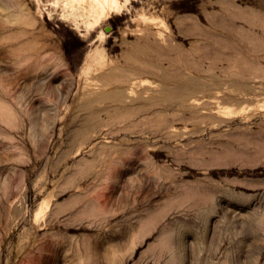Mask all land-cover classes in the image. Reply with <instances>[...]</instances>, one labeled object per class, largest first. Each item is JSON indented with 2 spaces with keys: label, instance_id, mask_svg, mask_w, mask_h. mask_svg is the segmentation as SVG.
Returning <instances> with one entry per match:
<instances>
[{
  "label": "rangeland",
  "instance_id": "1",
  "mask_svg": "<svg viewBox=\"0 0 264 264\" xmlns=\"http://www.w3.org/2000/svg\"><path fill=\"white\" fill-rule=\"evenodd\" d=\"M99 14L0 0V264H264V0Z\"/></svg>",
  "mask_w": 264,
  "mask_h": 264
},
{
  "label": "bare ground",
  "instance_id": "2",
  "mask_svg": "<svg viewBox=\"0 0 264 264\" xmlns=\"http://www.w3.org/2000/svg\"><path fill=\"white\" fill-rule=\"evenodd\" d=\"M91 1L97 4L98 6L100 12L98 19L101 18L102 16H109L110 14L116 12L118 13L124 6H126L130 2V0H125L124 3H122L121 0H91ZM98 19H96V22H98ZM94 50L95 51L92 55V60L94 58L95 62L98 60L100 61L99 55H102L101 50H99V48Z\"/></svg>",
  "mask_w": 264,
  "mask_h": 264
}]
</instances>
